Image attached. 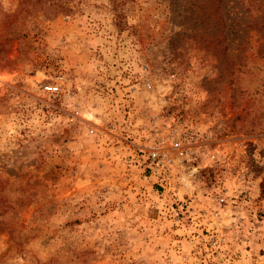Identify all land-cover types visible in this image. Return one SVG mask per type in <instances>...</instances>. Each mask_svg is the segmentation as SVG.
<instances>
[{
	"label": "rangeland",
	"instance_id": "374dc122",
	"mask_svg": "<svg viewBox=\"0 0 264 264\" xmlns=\"http://www.w3.org/2000/svg\"><path fill=\"white\" fill-rule=\"evenodd\" d=\"M0 264H264V0H0Z\"/></svg>",
	"mask_w": 264,
	"mask_h": 264
},
{
	"label": "built area",
	"instance_id": "2783aa9c",
	"mask_svg": "<svg viewBox=\"0 0 264 264\" xmlns=\"http://www.w3.org/2000/svg\"><path fill=\"white\" fill-rule=\"evenodd\" d=\"M45 90L49 91V92H57L59 91V85L58 84H50L48 86H45Z\"/></svg>",
	"mask_w": 264,
	"mask_h": 264
}]
</instances>
